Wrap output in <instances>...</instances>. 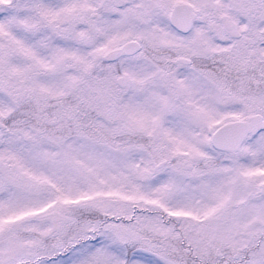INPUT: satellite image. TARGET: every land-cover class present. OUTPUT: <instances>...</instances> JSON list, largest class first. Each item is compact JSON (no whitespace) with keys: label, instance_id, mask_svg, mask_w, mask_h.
<instances>
[{"label":"snow or ice","instance_id":"6c2138e0","mask_svg":"<svg viewBox=\"0 0 264 264\" xmlns=\"http://www.w3.org/2000/svg\"><path fill=\"white\" fill-rule=\"evenodd\" d=\"M0 264H264V0H0Z\"/></svg>","mask_w":264,"mask_h":264}]
</instances>
